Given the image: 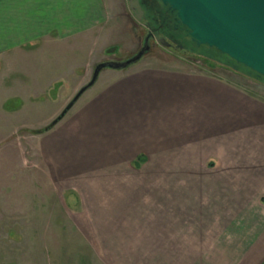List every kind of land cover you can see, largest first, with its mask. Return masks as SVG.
<instances>
[{"label":"rangeland","instance_id":"1","mask_svg":"<svg viewBox=\"0 0 264 264\" xmlns=\"http://www.w3.org/2000/svg\"><path fill=\"white\" fill-rule=\"evenodd\" d=\"M104 3L80 48L52 33L55 40L38 49L0 55V264H139L138 245L191 233L171 232L172 224H187L194 239L263 246L264 112L190 89L139 105L126 98L137 94L126 82L154 70L211 76L261 101L264 82L155 44L131 67L103 70L53 128L36 133L58 118L96 64L141 48L128 1ZM58 8L63 19L47 26L39 22L45 13L34 14V32L77 27L68 17H87L98 2L64 0ZM7 36L0 26L3 48ZM159 129L167 135L153 140ZM144 147L150 160L128 166ZM170 156L177 165L163 166ZM155 224L162 230L152 231Z\"/></svg>","mask_w":264,"mask_h":264},{"label":"crops","instance_id":"2","mask_svg":"<svg viewBox=\"0 0 264 264\" xmlns=\"http://www.w3.org/2000/svg\"><path fill=\"white\" fill-rule=\"evenodd\" d=\"M59 1L63 2L64 0H0V26L6 25L8 28V36L6 38L8 40V47L3 48L0 46V55L5 51H9L10 53L23 47L31 48L34 46V49H38L42 47L41 40H55L54 36L51 35L52 33H55V37L58 36L57 33H61L58 36L59 38L71 41L70 45H72L73 49L75 47L80 48L81 33L90 30L93 26L100 23L103 18L105 0H93L98 2V9L96 8L94 12L88 11L85 18L81 17L80 13L68 17L71 20H67V23H76L77 27L63 28L61 32L55 31L56 28H52L51 31L45 29L42 32H34L33 16L36 13L46 14H44L47 18L46 21L39 20L40 23H45L46 26L53 19H55L54 21L63 19L58 8ZM50 9L52 15L48 18V11ZM115 71L121 72L122 70ZM126 83L131 84L127 86L128 89L132 87L137 91L135 96L128 95L126 98H129L128 100H135L133 102L139 103V105L152 103L151 100L159 98V95L176 96V89L184 91L190 89L191 92L193 90L196 92L202 91L207 96L223 97L226 99V103L232 105H237V103H242V101L247 102L250 108L254 110L257 108L258 111L264 112V101L246 95L242 96L241 92L233 86L211 76H192L186 73L179 75L174 72L154 70L137 73ZM123 97L120 100L121 102L124 100ZM163 135H167L164 129H161V131L159 129L151 137L154 140L156 138L159 139L158 137ZM126 155L124 152L123 160L129 159V156ZM140 156L143 157L142 161H138ZM149 160L150 152L144 147L128 162V166L138 170ZM166 161L168 163L163 166L173 167L177 165L175 156H170L169 160L167 159ZM121 162H118V164ZM110 209L111 211L114 210L112 207ZM137 209L136 213L138 214ZM123 210L127 212V215L130 213L129 208L121 209V211ZM157 224L152 225V228L154 227L152 231L162 230V225ZM186 225H169V231L171 232H191L185 234V238H181L182 235H176L174 236L175 238L171 237L166 241L153 239L149 244L138 245L136 255L134 256L137 258L135 262L139 264H264V245L257 246L255 242L253 245H250L251 243L246 241L194 239L192 230L185 228ZM140 230L144 231L143 228H140ZM139 248L146 249V251L139 252ZM244 248L247 250H244Z\"/></svg>","mask_w":264,"mask_h":264},{"label":"water","instance_id":"3","mask_svg":"<svg viewBox=\"0 0 264 264\" xmlns=\"http://www.w3.org/2000/svg\"><path fill=\"white\" fill-rule=\"evenodd\" d=\"M160 1L175 14L178 25L186 32L191 43L190 52L202 55L199 50L203 47L213 49L217 56L234 64L233 70H241L248 77L264 82V0ZM128 3L134 14L141 11L137 0H128ZM159 42L167 41L161 38ZM150 48L146 37L143 46L131 56L96 64L91 79L77 91L59 115V120L95 85L103 70L127 69L144 58ZM217 56L211 58L223 65Z\"/></svg>","mask_w":264,"mask_h":264},{"label":"flooded vegetation","instance_id":"4","mask_svg":"<svg viewBox=\"0 0 264 264\" xmlns=\"http://www.w3.org/2000/svg\"><path fill=\"white\" fill-rule=\"evenodd\" d=\"M137 2L141 11H137L136 14L130 11L140 30L143 31V44L145 38H149L150 52L155 44H161L180 53L195 55L190 52L192 48L186 32L178 25L175 14L167 6L160 0H137ZM161 38H165L167 42L160 43Z\"/></svg>","mask_w":264,"mask_h":264},{"label":"trees","instance_id":"5","mask_svg":"<svg viewBox=\"0 0 264 264\" xmlns=\"http://www.w3.org/2000/svg\"><path fill=\"white\" fill-rule=\"evenodd\" d=\"M116 48H117V47H113L111 50H108L107 52H108V53H112V51H114L113 49H116ZM199 51H200V53H201L202 55L195 54V55H193V56H195V57H196V56H198V57L200 56V57H203L204 59H206V62H207V63H205V66H207L208 68H209V67H210V68H214V67H216V66H220V65H222V64L218 63L217 61H215V58H214V60H213V58H211V57H215V56H217L216 52H215L213 49H209L208 47H203V48L200 49ZM217 57H219V60H221V61L224 62V64H223L222 66H225V67H228V68L232 69V66H233L234 64H232L227 58H224L223 56H217ZM229 64H230V65H229ZM231 64H232V65H231ZM240 68H241V67H240ZM232 70H233V69H232ZM242 70H244V68H242ZM233 71L245 75L241 70L236 69V70H233ZM245 76H247V75H245ZM247 77H248V76H247ZM57 84H60V83H57ZM11 103H12V101L9 102V104H11ZM58 117H59V116H58ZM58 121H59V118H56L51 124H49L47 127L43 128V129H41V130L36 131V133H43V132L49 131L51 128H53V126H54ZM142 160H143V157L140 156V157L138 158V161H142Z\"/></svg>","mask_w":264,"mask_h":264}]
</instances>
